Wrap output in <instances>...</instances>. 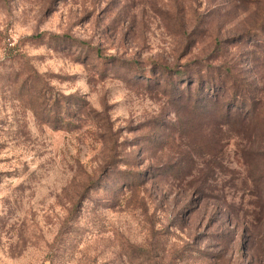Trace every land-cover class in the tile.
I'll return each mask as SVG.
<instances>
[{"label": "rangeland", "instance_id": "rangeland-1", "mask_svg": "<svg viewBox=\"0 0 264 264\" xmlns=\"http://www.w3.org/2000/svg\"><path fill=\"white\" fill-rule=\"evenodd\" d=\"M0 264H264V0H0Z\"/></svg>", "mask_w": 264, "mask_h": 264}]
</instances>
